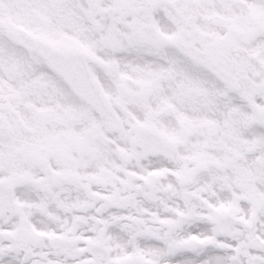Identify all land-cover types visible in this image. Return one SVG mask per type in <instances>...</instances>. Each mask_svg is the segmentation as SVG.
<instances>
[{
    "label": "snow or ice",
    "instance_id": "6c2138e0",
    "mask_svg": "<svg viewBox=\"0 0 264 264\" xmlns=\"http://www.w3.org/2000/svg\"><path fill=\"white\" fill-rule=\"evenodd\" d=\"M0 264H264V0H0Z\"/></svg>",
    "mask_w": 264,
    "mask_h": 264
}]
</instances>
